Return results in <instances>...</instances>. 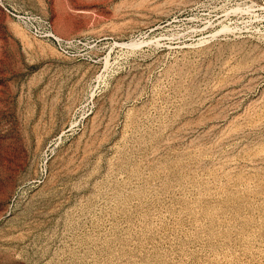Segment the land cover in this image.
I'll return each instance as SVG.
<instances>
[{
  "label": "rangeland",
  "instance_id": "374dc122",
  "mask_svg": "<svg viewBox=\"0 0 264 264\" xmlns=\"http://www.w3.org/2000/svg\"><path fill=\"white\" fill-rule=\"evenodd\" d=\"M0 1V264H264V0Z\"/></svg>",
  "mask_w": 264,
  "mask_h": 264
},
{
  "label": "built area",
  "instance_id": "2783aa9c",
  "mask_svg": "<svg viewBox=\"0 0 264 264\" xmlns=\"http://www.w3.org/2000/svg\"><path fill=\"white\" fill-rule=\"evenodd\" d=\"M1 7L13 17L20 25H22L28 33L34 38L50 41L57 49L65 52V47L74 42L60 36L54 31L53 24L47 17L29 11H20L15 7L4 4L0 1Z\"/></svg>",
  "mask_w": 264,
  "mask_h": 264
}]
</instances>
